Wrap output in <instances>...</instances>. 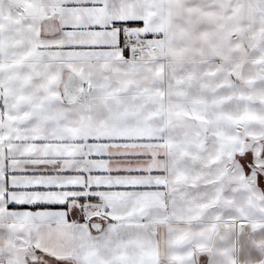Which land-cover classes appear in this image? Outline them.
<instances>
[{
    "label": "snow or ice",
    "instance_id": "6c2138e0",
    "mask_svg": "<svg viewBox=\"0 0 264 264\" xmlns=\"http://www.w3.org/2000/svg\"><path fill=\"white\" fill-rule=\"evenodd\" d=\"M0 264H264V0H0Z\"/></svg>",
    "mask_w": 264,
    "mask_h": 264
}]
</instances>
